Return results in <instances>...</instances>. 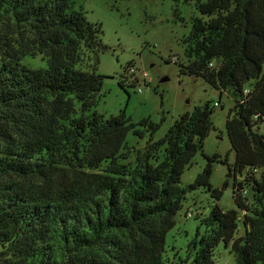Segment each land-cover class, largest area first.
<instances>
[{
  "label": "trees",
  "instance_id": "1",
  "mask_svg": "<svg viewBox=\"0 0 264 264\" xmlns=\"http://www.w3.org/2000/svg\"><path fill=\"white\" fill-rule=\"evenodd\" d=\"M195 1L179 73L230 91L234 161L203 153L182 185L214 106L182 113L158 139L148 118L105 117L92 109L105 77L101 25L71 0H0V264H164L165 236L198 187L214 204L187 244L189 264H214L221 242L235 264H264V0ZM27 55L47 68L22 65ZM130 132L149 133L146 144L128 146ZM214 161L233 174L236 209L217 204L228 180L211 185Z\"/></svg>",
  "mask_w": 264,
  "mask_h": 264
},
{
  "label": "rangeland",
  "instance_id": "2",
  "mask_svg": "<svg viewBox=\"0 0 264 264\" xmlns=\"http://www.w3.org/2000/svg\"><path fill=\"white\" fill-rule=\"evenodd\" d=\"M71 1L75 8L83 10L89 21L101 25L102 41L108 47L99 53L97 72L105 77L93 110L105 117L124 112L135 123L148 118L159 126L153 134V138L158 139L179 115L210 102L214 106L213 128L204 140L202 152L193 157L192 164L182 173L181 183L189 184L203 169L206 164L203 153L209 156L216 153L229 163L234 161L225 125L233 105L230 91L225 90L220 95L203 78L179 73L178 63L185 62L183 40L189 34L192 18L199 16L195 0ZM20 63L36 70L47 68V59L42 55L23 56ZM143 72L147 73L146 79ZM119 80H123L124 86ZM148 138L149 133L139 137L130 132L126 140L128 146L141 148ZM243 176L244 173L237 175V179ZM232 177L227 164L212 162L211 185L221 189L228 180L217 200L223 209H236ZM213 204V198L204 187L186 194L175 224L165 236L164 264H189L187 244L197 229L200 233L204 231L201 219ZM239 217L242 219V212ZM243 232L240 221L236 236ZM214 264H235L230 244L225 246L221 242L216 247Z\"/></svg>",
  "mask_w": 264,
  "mask_h": 264
},
{
  "label": "built area",
  "instance_id": "3",
  "mask_svg": "<svg viewBox=\"0 0 264 264\" xmlns=\"http://www.w3.org/2000/svg\"><path fill=\"white\" fill-rule=\"evenodd\" d=\"M130 71L132 72V71H133V68H131ZM142 76L144 77V79H146V77H147V73H144V72H143V73H142ZM187 216L190 217V216H191V213H188Z\"/></svg>",
  "mask_w": 264,
  "mask_h": 264
}]
</instances>
